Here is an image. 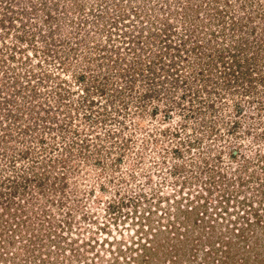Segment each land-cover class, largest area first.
Returning a JSON list of instances; mask_svg holds the SVG:
<instances>
[{"label":"rangeland","instance_id":"obj_1","mask_svg":"<svg viewBox=\"0 0 264 264\" xmlns=\"http://www.w3.org/2000/svg\"><path fill=\"white\" fill-rule=\"evenodd\" d=\"M5 210L0 264H264V0H0Z\"/></svg>","mask_w":264,"mask_h":264},{"label":"built area","instance_id":"obj_2","mask_svg":"<svg viewBox=\"0 0 264 264\" xmlns=\"http://www.w3.org/2000/svg\"><path fill=\"white\" fill-rule=\"evenodd\" d=\"M197 193H198V192H197ZM204 195H205V194H204ZM182 196L184 197L183 200L186 202V199H185L186 195L182 193ZM145 197L152 198L153 195H152L151 193H148ZM149 198H147V199H149ZM179 198H180L179 196H176V197H175V199H179ZM159 199H160V198H159ZM154 200H156V199H152V203H153ZM204 202L208 203V201H205V200H204V196H203V197H200L198 200H195V201H194V203L197 204V205H200L201 203H202V205L206 204V203H204ZM162 203H163V202H162ZM189 203H190V200H189ZM187 208H188L189 211L192 210V208H191L190 205H189ZM153 209H154V208H153V205H152L151 207H148L147 210L144 212L145 217H150V215L152 214V212H153V211H156V210H153ZM157 209L161 212V210H160V208H159L158 205H157ZM160 212H159V213H160ZM203 215H204V214H202L200 217H202Z\"/></svg>","mask_w":264,"mask_h":264},{"label":"trees","instance_id":"obj_3","mask_svg":"<svg viewBox=\"0 0 264 264\" xmlns=\"http://www.w3.org/2000/svg\"><path fill=\"white\" fill-rule=\"evenodd\" d=\"M218 58H219V57H218ZM219 59H220V61H221L223 64L225 63V61L223 60V57H220ZM232 67H233V65H230V67L227 68V69H228V70H231ZM229 84H230V83H229ZM8 194L11 195L10 192H8ZM13 194H14V192H13ZM5 208H6V207H5ZM6 210H7V208H6ZM6 210H5V212H3V213L0 214V217H2L3 215H7V216L10 217V218H11V217H15L14 214L11 213V211L9 212V210H8V211H6ZM5 222H6V221H4V223H5Z\"/></svg>","mask_w":264,"mask_h":264}]
</instances>
